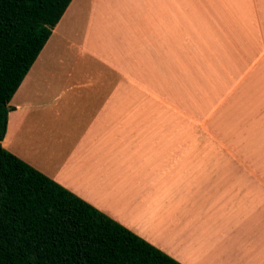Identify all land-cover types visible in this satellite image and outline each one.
Returning a JSON list of instances; mask_svg holds the SVG:
<instances>
[{
    "label": "crops",
    "instance_id": "crops-1",
    "mask_svg": "<svg viewBox=\"0 0 264 264\" xmlns=\"http://www.w3.org/2000/svg\"><path fill=\"white\" fill-rule=\"evenodd\" d=\"M80 16L122 49L77 42ZM255 78L264 86V0H71L10 98L0 144L179 264H264L251 155L195 163L264 129Z\"/></svg>",
    "mask_w": 264,
    "mask_h": 264
},
{
    "label": "trees",
    "instance_id": "trees-1",
    "mask_svg": "<svg viewBox=\"0 0 264 264\" xmlns=\"http://www.w3.org/2000/svg\"><path fill=\"white\" fill-rule=\"evenodd\" d=\"M71 0H0V143L10 98ZM0 264H179L0 144Z\"/></svg>",
    "mask_w": 264,
    "mask_h": 264
},
{
    "label": "rangeland",
    "instance_id": "rangeland-1",
    "mask_svg": "<svg viewBox=\"0 0 264 264\" xmlns=\"http://www.w3.org/2000/svg\"><path fill=\"white\" fill-rule=\"evenodd\" d=\"M73 25V31H75L76 35L74 36L77 42H81L82 41V37L85 34H88V36L91 38H96L97 41L96 43H94V45L96 44L97 46L95 47V50L93 49L94 52L97 51V53L100 55H105V53H107V50L109 48H113L116 47L118 49H122L123 47V39H102V37L106 36V34H108L109 32H107L106 30H101V29H96L95 27H97L96 24H94V29L91 28V25H87V23H85V19L80 16L76 19V21H73V23H70V27ZM69 26V24H68ZM67 26V29H68ZM69 27V28H70ZM66 29V30H67ZM122 33V32H120ZM94 42V39H93ZM127 44H129V42H127ZM87 55L84 54V56L79 57L77 64H85L86 62V57ZM101 56V55H100ZM97 65H100L98 63H95ZM117 74H115V79H117ZM109 78H111V75H109ZM190 83L191 81V77L189 80H185L183 81V84L185 85V83ZM262 82V81H261ZM260 81H258L256 78L255 80H253L252 86L255 87V89L258 90V92L260 90H262V88L264 87L263 84ZM250 86H246L244 92L242 93L241 96H245L246 92H250ZM196 92V91H195ZM241 94V93H240ZM263 127H259L256 131H252L251 133H248V137L244 138L242 141H240L239 143H236L234 141V139H230V141L228 142L229 146L228 149L226 146H222V150L217 149L215 152H203L202 150L199 153V157L198 159L195 161V163H235L232 160V156L234 155H241L243 157V159L245 161H247V157L249 155H251L252 159V163H247V162H240L239 163H244V165H248L249 168L246 169L244 168V170H252V173L254 175H257L261 178H264V152L263 153H255L254 151L260 147V143L261 141L264 140V131H263ZM262 133H260V132ZM244 133L240 134L239 136H242ZM209 146V145H208ZM210 147V146H209ZM236 155V156H237ZM246 174V173H245ZM250 175V173H249Z\"/></svg>",
    "mask_w": 264,
    "mask_h": 264
}]
</instances>
